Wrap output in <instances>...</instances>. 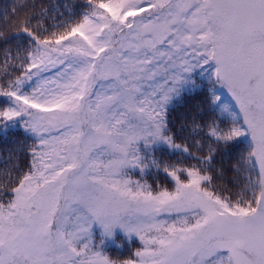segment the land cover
Segmentation results:
<instances>
[{"label":"snow or ice","instance_id":"obj_1","mask_svg":"<svg viewBox=\"0 0 264 264\" xmlns=\"http://www.w3.org/2000/svg\"><path fill=\"white\" fill-rule=\"evenodd\" d=\"M0 264H264V0L0 4Z\"/></svg>","mask_w":264,"mask_h":264},{"label":"trees","instance_id":"obj_2","mask_svg":"<svg viewBox=\"0 0 264 264\" xmlns=\"http://www.w3.org/2000/svg\"><path fill=\"white\" fill-rule=\"evenodd\" d=\"M11 0H0V4H3V3H10Z\"/></svg>","mask_w":264,"mask_h":264}]
</instances>
